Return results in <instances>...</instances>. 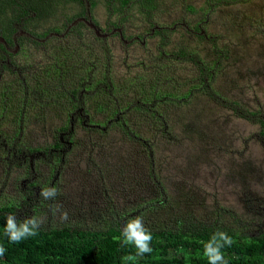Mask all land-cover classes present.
<instances>
[{"label":"rangeland","instance_id":"374dc122","mask_svg":"<svg viewBox=\"0 0 264 264\" xmlns=\"http://www.w3.org/2000/svg\"><path fill=\"white\" fill-rule=\"evenodd\" d=\"M139 1L55 0L26 32L0 11L13 33L12 44L0 33V208L44 230L141 216L156 232L205 222L258 236L264 0ZM45 186L58 195L44 200Z\"/></svg>","mask_w":264,"mask_h":264},{"label":"trees","instance_id":"16d2710c","mask_svg":"<svg viewBox=\"0 0 264 264\" xmlns=\"http://www.w3.org/2000/svg\"><path fill=\"white\" fill-rule=\"evenodd\" d=\"M121 1L128 4V0ZM144 1L150 3L152 0L139 2L144 5ZM6 6L13 9L8 25L12 30L22 29L25 32L28 31L27 19L33 17L39 22L54 15L58 9L55 0H0V11H4ZM146 8L153 9L151 6ZM2 31L5 41L12 44V31L6 34L0 26V33ZM21 36L25 38L24 35ZM0 47L4 48V45L0 43ZM177 55L180 59L193 62L204 80L211 78V71L199 54L181 50ZM233 109L239 113L238 110L242 107L236 105ZM25 152L27 154H23L26 157L29 152ZM29 179V190L27 187L23 196L25 199L32 196L33 188H36L33 177L30 176ZM20 211L17 206L0 208V244L7 249L4 256L0 257V264H208L203 254L202 241H207L217 229L226 231L234 241L231 247L226 245L223 249L228 264H264V232L246 238L238 235L232 228L218 223L216 226H209L205 222H193L187 227L190 231L181 228L163 232L151 230L153 251L143 257L136 255L133 245L122 244V228L125 222L121 221L101 230L70 226L52 230L39 228L35 237L12 243L4 233L6 218L12 214L17 221H21L27 213L21 214Z\"/></svg>","mask_w":264,"mask_h":264},{"label":"clouds","instance_id":"9594fccd","mask_svg":"<svg viewBox=\"0 0 264 264\" xmlns=\"http://www.w3.org/2000/svg\"><path fill=\"white\" fill-rule=\"evenodd\" d=\"M5 40V39H4ZM58 195V190L55 187H42L40 196L44 200L53 199ZM58 208L54 207L55 213ZM67 212L62 214L61 219H67ZM44 223L42 218L36 216L25 217L21 221H17L12 214L7 215L4 233L12 243H20L29 237H35L38 234L40 226ZM152 232L148 229L141 216H134L126 219L122 228V244L133 245L136 249V255L143 257L153 251ZM233 238L223 230L217 229L213 232L207 241H202L204 256L208 260V264H228L223 252L227 245L231 247ZM7 249L3 244H0V257H3Z\"/></svg>","mask_w":264,"mask_h":264}]
</instances>
